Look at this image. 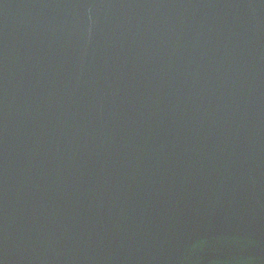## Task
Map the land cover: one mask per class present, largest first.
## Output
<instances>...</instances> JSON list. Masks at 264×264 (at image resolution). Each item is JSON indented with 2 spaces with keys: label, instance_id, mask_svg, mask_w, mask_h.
<instances>
[{
  "label": "water",
  "instance_id": "95a60500",
  "mask_svg": "<svg viewBox=\"0 0 264 264\" xmlns=\"http://www.w3.org/2000/svg\"><path fill=\"white\" fill-rule=\"evenodd\" d=\"M0 264H264V0H0Z\"/></svg>",
  "mask_w": 264,
  "mask_h": 264
}]
</instances>
